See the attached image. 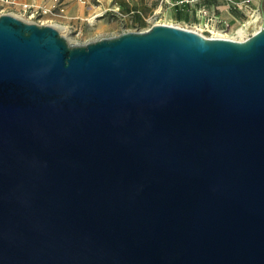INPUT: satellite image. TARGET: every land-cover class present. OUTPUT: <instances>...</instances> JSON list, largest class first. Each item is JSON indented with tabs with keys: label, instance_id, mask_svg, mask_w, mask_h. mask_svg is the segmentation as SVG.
Segmentation results:
<instances>
[{
	"label": "water",
	"instance_id": "water-1",
	"mask_svg": "<svg viewBox=\"0 0 264 264\" xmlns=\"http://www.w3.org/2000/svg\"><path fill=\"white\" fill-rule=\"evenodd\" d=\"M0 264H264V17L73 46L0 15Z\"/></svg>",
	"mask_w": 264,
	"mask_h": 264
},
{
	"label": "rangeland",
	"instance_id": "rangeland-1",
	"mask_svg": "<svg viewBox=\"0 0 264 264\" xmlns=\"http://www.w3.org/2000/svg\"><path fill=\"white\" fill-rule=\"evenodd\" d=\"M65 8L63 18L54 15L43 14L40 9H48L54 4V0H0V15H11L21 21L38 26H50L56 28L70 45L84 46L103 39L118 37L123 33H142L153 25L162 24L178 27L188 31H197L206 38L224 36L229 40L237 41L239 38L251 37L257 32L263 22L257 15L250 18L244 9L240 7L244 0H231L230 8L226 11L214 10L204 7L193 0H168V3L160 4L161 0H147V5L154 9L144 19L126 17L119 9L117 12L103 13L101 5L109 3L113 5L115 0H59ZM119 1V0H118ZM131 1V0H120ZM138 1V0H137ZM262 0H252L251 9L260 5ZM132 3V2H130ZM24 4L34 5L33 13L24 12ZM173 4L174 6H172ZM161 5V8H159ZM73 9L72 16L66 14V10ZM200 9H205L209 16L199 14ZM159 10V14L153 16V12ZM96 18L92 19L96 15ZM110 14L115 15L114 17ZM67 15V17H66ZM66 18L70 21L67 28L59 25L57 20ZM92 19V20H91ZM212 19V22H208ZM208 23V24H207ZM213 25V26H211ZM62 26V27H61Z\"/></svg>",
	"mask_w": 264,
	"mask_h": 264
},
{
	"label": "crops",
	"instance_id": "crops-1",
	"mask_svg": "<svg viewBox=\"0 0 264 264\" xmlns=\"http://www.w3.org/2000/svg\"><path fill=\"white\" fill-rule=\"evenodd\" d=\"M196 1L198 4L202 2V4L204 5V7L206 8H210L209 11H213L214 10H223L226 11L230 8V4H231V0H193ZM127 3H125L124 1H118L115 0V3H113V5H110L109 3H107L106 5H101L100 6V10L103 13H112V12H117L119 9L121 10L122 13H124V15L126 17H130L131 18H142L144 19L146 16H148L154 9H152L150 7V5H147V0H131V1H126ZM132 2V3H130ZM32 8H34V5ZM260 11H261V3L260 5H258ZM73 13V9L70 10H66V14L68 16H72ZM66 15V17H67ZM111 16H115L113 14H110ZM59 25L64 26L63 29L67 28L70 21L67 20L66 18L61 19V20H57ZM61 26V27H62Z\"/></svg>",
	"mask_w": 264,
	"mask_h": 264
},
{
	"label": "built area",
	"instance_id": "built-area-1",
	"mask_svg": "<svg viewBox=\"0 0 264 264\" xmlns=\"http://www.w3.org/2000/svg\"><path fill=\"white\" fill-rule=\"evenodd\" d=\"M251 2H252V0H244L242 3H241V5H240V7H242L243 9H244V11H245V13H246V15L247 16H249L250 18H252L253 16H255V15H257V17H259V18H261V11H260V9H259V7H256L255 9H251L250 8V6H251ZM162 3H168V0H161L160 1V4H162ZM172 6H174L173 4H171ZM33 6H31V5H27V4H24L23 6H22V10L24 11V12H29V13H33V8H32ZM159 8H161V5H160V7ZM41 10V12L43 13V14H49V15H54L53 13H55L56 15H54V16H57L58 18H63V15H64V13H65V8H64V5L59 1V0H54V4L50 7V8H48V9H40ZM159 14V10H156V11H154L153 12V16H156V15H158ZM199 14H201V16H203V17H208L209 16V14H208V12L205 10V9H200L199 10ZM97 16H102L101 14L100 15H96V16H94L92 19H94V18H96ZM208 22H212V19H208ZM157 24V23H156ZM208 24V23H207ZM211 26H213V25H211ZM149 30V29H148ZM196 34H198V35H201L200 33H198L197 31H194ZM124 34V33H123ZM202 36V35H201ZM202 37H204V36H202ZM206 38V37H205ZM210 38H215V37H210ZM248 37H244V38H239L238 40H237V42H241V41H244V40H246ZM235 41V40H234Z\"/></svg>",
	"mask_w": 264,
	"mask_h": 264
},
{
	"label": "trees",
	"instance_id": "trees-1",
	"mask_svg": "<svg viewBox=\"0 0 264 264\" xmlns=\"http://www.w3.org/2000/svg\"><path fill=\"white\" fill-rule=\"evenodd\" d=\"M261 12L264 15V0L261 1Z\"/></svg>",
	"mask_w": 264,
	"mask_h": 264
},
{
	"label": "bare ground",
	"instance_id": "bare-ground-1",
	"mask_svg": "<svg viewBox=\"0 0 264 264\" xmlns=\"http://www.w3.org/2000/svg\"><path fill=\"white\" fill-rule=\"evenodd\" d=\"M92 20V19H91ZM62 31H63V27L62 28H60ZM215 38H219V39H227V38H225L224 36H220V35H218V36H214Z\"/></svg>",
	"mask_w": 264,
	"mask_h": 264
}]
</instances>
